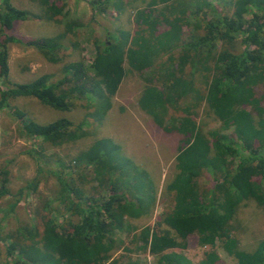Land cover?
I'll use <instances>...</instances> for the list:
<instances>
[{
  "label": "trees",
  "instance_id": "1",
  "mask_svg": "<svg viewBox=\"0 0 264 264\" xmlns=\"http://www.w3.org/2000/svg\"><path fill=\"white\" fill-rule=\"evenodd\" d=\"M3 1L0 79L12 84L10 42L37 48L50 61L58 62L64 38L81 24L69 21L65 31L55 37L24 42L8 31L15 21L36 16L29 17L10 0ZM34 1L41 4L47 19L61 21L57 17L65 12V0ZM112 1L118 9L123 8L122 0ZM142 2L146 6L136 9L134 32L122 30L119 35L111 34L113 41L97 44L89 69L93 75L82 61L69 62L64 77L56 82L45 74L1 90L0 109L12 97L32 96L53 108L69 111L73 98L93 99L97 94L101 98L97 112L102 114L113 105L112 98L127 74L125 64L141 75L149 72L154 80L161 77L164 87L149 85L140 104L166 130L183 135L175 157L176 170L162 190L174 193L171 210L160 216L156 228L148 225L136 233L133 245L114 235L138 228L130 220L148 213L156 202L158 187L146 169L125 158L112 138L104 137L75 156L74 161L79 168H91L105 195L84 199L81 189L60 178L63 187L58 202L64 211L48 205L49 213L56 211V215L43 218L42 229L32 224L7 232L5 237L11 239L8 255L22 264H147L126 254L135 248L150 253L156 264H223L215 250L207 251L198 263L170 251L187 248L191 235L200 246L220 242L236 257L237 264H264V239L247 250L239 248L238 239L230 236L232 220L244 200L253 199L264 209V108L257 95V86L264 81V0H219L222 6L214 0ZM199 11L202 17H198ZM170 106L185 115L177 118L172 114L173 123L165 124ZM200 106L204 114L220 119L222 127L204 130L191 117L192 112L197 115ZM72 127L73 122L65 118L48 124L30 120L23 126V134L59 146L86 134L81 131L83 123ZM204 172L212 176V188H201L199 178ZM37 186V179L30 180L13 194L6 172L0 170V200L7 195L15 197L4 213L14 211L27 189L37 190ZM68 213L79 216V220L59 223L60 216ZM162 224L168 227L158 228ZM1 239L5 241L0 233Z\"/></svg>",
  "mask_w": 264,
  "mask_h": 264
},
{
  "label": "rangeland",
  "instance_id": "2",
  "mask_svg": "<svg viewBox=\"0 0 264 264\" xmlns=\"http://www.w3.org/2000/svg\"><path fill=\"white\" fill-rule=\"evenodd\" d=\"M94 1L97 5L96 9L93 7ZM142 1L122 0L123 8L118 9L112 0L110 2L65 0V12L57 17L61 19L57 22L46 18L41 4L37 1L10 0L13 6L25 10L29 17L36 16V18L15 21L14 27L8 31L10 35L24 42L41 37H55L65 31V24L69 21H76L81 24V27L76 28L75 32H70L64 38L65 47L60 52L62 59L58 62L50 61L37 48L10 42L8 44L9 80L12 84L0 79V99L1 90L12 87L14 83H28L45 74L50 76L51 81H58L64 77L65 66L69 62L82 61L89 75H93L89 69L96 56L97 44L110 39L113 41L111 34L119 35L122 30L134 32L136 9L146 6ZM3 2L0 0V4ZM214 2L222 6L219 0ZM102 9L104 11L100 12ZM197 15L202 17L200 11ZM184 29L186 30L187 27L185 26ZM239 48H241L240 45ZM165 56L163 59L166 58ZM125 66L127 74L112 98L113 105L110 110L102 114L97 112L96 104L101 99L97 94L93 96V99L73 98L74 105L69 111L53 108L32 96L12 97L0 109V170L7 174L8 188L16 194L19 189L28 184V181L38 180L37 190L27 189L20 203L11 213L5 214L3 210L9 207L15 197L7 195L0 200V233L5 239V241L0 240V264H22L16 262V257L8 255L7 245L11 239L5 237L7 232L14 233L17 227H30L32 224L42 229L43 218H52L56 215V211L49 213L48 205L51 209L58 208L61 212L64 211L63 205L58 202L63 187L60 178L69 183V186L81 189L84 199L89 196L97 198L105 195L106 191L100 190L91 168H79L74 161L75 156L89 148L96 140L104 137L112 138L120 146L122 151L120 153L125 158L146 169L158 187L156 202L149 207L148 213L142 215L140 219L131 218L130 220L138 228L123 233L115 232L114 235L120 237L127 245H133L132 237L136 233L148 225L156 228L160 216L165 211L171 210L170 207L174 204L172 199L174 193L169 190L162 192V190L169 175L173 176L176 170L174 162L179 147L183 143V135L166 130L143 110L140 104V99L149 85L162 88L165 81H161V77L157 80L152 79L149 72V74L141 75L130 68L128 63ZM257 89V95L261 100L260 105L264 108V81L257 86ZM203 109L200 106L197 115L192 112L191 117H194L199 125L205 128L204 130L222 127L220 119H216L213 114H204ZM20 112L24 115L20 116ZM172 114L177 118L185 115L181 109L175 110L170 106L169 113L165 117V124L173 123L170 118ZM63 118L73 122L72 129L75 125L83 123L81 131H85L86 134L82 138L59 146H50L42 138H29L23 134L25 131L23 126L30 120L39 124H48ZM199 183L202 189L212 188L215 184L208 172L200 176ZM69 215V213L61 215L59 223H66L67 219L79 220V216ZM232 224L234 226L230 236L238 239L237 245L241 249L252 250L264 239V209L253 199L244 200L241 203ZM165 227L168 226L165 224L158 226L160 229ZM188 241L187 248L177 247L170 251H178L187 259L198 263L205 257L207 251L215 250L222 260L221 263L237 264L236 257L229 254L220 242L216 246H200L191 235ZM132 250L133 252L126 254L139 258L147 264H156L150 253L135 250V248Z\"/></svg>",
  "mask_w": 264,
  "mask_h": 264
},
{
  "label": "crops",
  "instance_id": "3",
  "mask_svg": "<svg viewBox=\"0 0 264 264\" xmlns=\"http://www.w3.org/2000/svg\"><path fill=\"white\" fill-rule=\"evenodd\" d=\"M5 210H3V212H4ZM144 216V215H143ZM143 216H140V217H135L136 219H140L141 217H143Z\"/></svg>",
  "mask_w": 264,
  "mask_h": 264
}]
</instances>
